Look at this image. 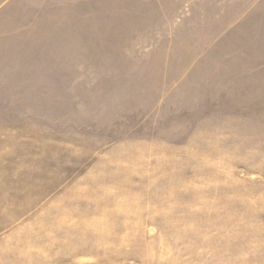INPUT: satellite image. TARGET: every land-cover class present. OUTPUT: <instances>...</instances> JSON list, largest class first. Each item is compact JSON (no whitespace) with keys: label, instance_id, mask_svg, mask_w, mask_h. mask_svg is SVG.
<instances>
[{"label":"rangeland","instance_id":"obj_1","mask_svg":"<svg viewBox=\"0 0 264 264\" xmlns=\"http://www.w3.org/2000/svg\"><path fill=\"white\" fill-rule=\"evenodd\" d=\"M0 264H264V0H0Z\"/></svg>","mask_w":264,"mask_h":264}]
</instances>
